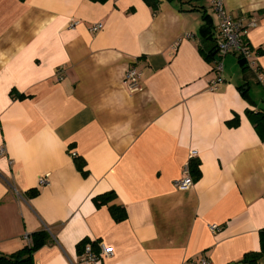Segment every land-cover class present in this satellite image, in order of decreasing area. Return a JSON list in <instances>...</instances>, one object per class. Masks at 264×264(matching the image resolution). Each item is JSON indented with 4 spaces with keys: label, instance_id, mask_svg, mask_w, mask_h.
<instances>
[{
    "label": "crops",
    "instance_id": "obj_1",
    "mask_svg": "<svg viewBox=\"0 0 264 264\" xmlns=\"http://www.w3.org/2000/svg\"><path fill=\"white\" fill-rule=\"evenodd\" d=\"M159 1L154 12L144 0H0V255L43 230L34 264H78L87 240L114 251L98 264H247L261 251L264 140L252 116L264 88L227 55L211 90L201 49L217 45L214 0ZM223 1L264 72V0ZM132 67L136 92L124 83ZM191 159L202 176L177 189Z\"/></svg>",
    "mask_w": 264,
    "mask_h": 264
},
{
    "label": "built area",
    "instance_id": "obj_2",
    "mask_svg": "<svg viewBox=\"0 0 264 264\" xmlns=\"http://www.w3.org/2000/svg\"><path fill=\"white\" fill-rule=\"evenodd\" d=\"M213 10L219 20L217 29V59L214 62V72L216 79L211 83V90H218L219 84L225 81L224 64L222 59L230 54L241 56L244 58L251 69L254 71L258 83L264 88V72L254 66L253 50L245 40L246 30L243 22L240 19L230 15L226 10L223 0L213 1ZM78 23H73L71 26H76ZM103 24H98L91 27V32L97 33L102 30ZM142 73L135 67L130 68L125 75L124 83L131 92H136L140 88V79ZM4 150H2V153ZM75 157L76 154L73 153ZM49 181L43 177L39 180L40 185H48ZM194 185V181L190 174L189 164L185 166L183 178L175 182V187L180 190L189 189ZM211 231L218 232L220 227L218 225H211ZM28 240L30 238H27ZM99 251H95L91 244H88L83 253L79 257L78 264H98L104 257H112L114 251L112 248L104 244H98ZM191 264H212L210 260L201 258L198 261H191Z\"/></svg>",
    "mask_w": 264,
    "mask_h": 264
},
{
    "label": "trees",
    "instance_id": "obj_3",
    "mask_svg": "<svg viewBox=\"0 0 264 264\" xmlns=\"http://www.w3.org/2000/svg\"><path fill=\"white\" fill-rule=\"evenodd\" d=\"M95 3H106L110 0H90ZM145 3L153 9V11H157L160 1L159 0H144ZM172 1V0H169ZM182 1V0H180ZM206 24L203 28V34H205L206 40L215 42L214 35L212 33V22L211 18L209 16L204 17ZM202 53L205 55L206 60L209 62L214 63L217 59V45H215L210 50L201 49ZM259 55H263V51H258ZM239 59V63L245 73L249 72L251 70V67L249 66L248 62L242 58L241 56H237ZM244 91V90H242ZM254 125L256 127V130L260 137L264 140V110H261L257 113H254L252 116ZM235 123V122H234ZM75 163L77 166V169L84 175H87V171H85L86 168V162L84 159L75 156ZM200 161L198 159H191L189 162V168H190V174L194 182H197L201 176V170H200ZM32 196H36L38 194V191L33 190L30 192ZM115 199L114 193H108L105 195H100L96 197L94 200L97 204V206H103L109 204V202L113 201ZM111 213L115 221L121 222L126 219L127 214L125 209L122 206H111L110 207ZM49 237V232L47 230H43L40 232H37L33 234L31 237V243L30 245L26 246L23 250L19 251L18 253H15L11 256L6 255H0V264H34L33 263V256L35 252H37L40 248L46 245L47 240ZM260 240H261V251L259 253H252L245 257V262L247 264H258L259 259L262 255H264V229L260 232ZM91 244L95 251H99L98 249V243L91 242V241H85L80 246L79 255H81L85 249V247Z\"/></svg>",
    "mask_w": 264,
    "mask_h": 264
},
{
    "label": "rangeland",
    "instance_id": "obj_4",
    "mask_svg": "<svg viewBox=\"0 0 264 264\" xmlns=\"http://www.w3.org/2000/svg\"><path fill=\"white\" fill-rule=\"evenodd\" d=\"M230 56H231V57H234V58L236 57V56H235V55H233V54H230Z\"/></svg>",
    "mask_w": 264,
    "mask_h": 264
}]
</instances>
